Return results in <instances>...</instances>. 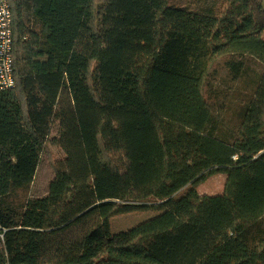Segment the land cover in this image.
Returning a JSON list of instances; mask_svg holds the SVG:
<instances>
[{"label": "trees", "instance_id": "obj_1", "mask_svg": "<svg viewBox=\"0 0 264 264\" xmlns=\"http://www.w3.org/2000/svg\"><path fill=\"white\" fill-rule=\"evenodd\" d=\"M8 1L0 264H264V0ZM167 10L211 34L163 30ZM130 36L151 46L138 72ZM250 60L263 71L235 104ZM44 157L62 193H33ZM217 174L223 193L200 194ZM135 212L154 216L112 231Z\"/></svg>", "mask_w": 264, "mask_h": 264}, {"label": "rangeland", "instance_id": "obj_2", "mask_svg": "<svg viewBox=\"0 0 264 264\" xmlns=\"http://www.w3.org/2000/svg\"><path fill=\"white\" fill-rule=\"evenodd\" d=\"M214 23L215 20L205 16L194 17L185 12L167 10L165 18L161 23V28L163 30H176L178 32L207 37L211 34ZM76 50L86 54L90 53L92 50L91 39L85 29L80 34ZM150 53L151 46L136 36H130L126 41L122 65L127 70L138 72ZM43 61L46 63V60ZM262 71L263 66L260 63L254 60L248 62L246 71L239 82L238 88L234 92L235 104L243 94L253 89V85L258 80ZM230 115L231 114L228 113V116ZM51 150L57 161H60L64 157L63 153L57 146L51 145ZM225 179L226 175L224 174L212 176L206 183L199 187V193L213 196L221 195L224 191ZM63 189L64 183L56 178L55 173L50 168L47 159L44 157L38 170L33 193L40 196L51 195L62 193ZM153 216L154 214L147 212L118 215L111 220L112 231L117 233L129 230L134 226L147 221Z\"/></svg>", "mask_w": 264, "mask_h": 264}, {"label": "built area", "instance_id": "obj_3", "mask_svg": "<svg viewBox=\"0 0 264 264\" xmlns=\"http://www.w3.org/2000/svg\"><path fill=\"white\" fill-rule=\"evenodd\" d=\"M12 26L9 1L0 0V92L15 86Z\"/></svg>", "mask_w": 264, "mask_h": 264}]
</instances>
